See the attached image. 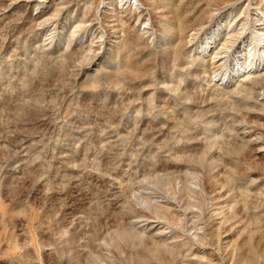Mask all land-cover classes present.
I'll list each match as a JSON object with an SVG mask.
<instances>
[{
  "label": "rangeland",
  "instance_id": "1",
  "mask_svg": "<svg viewBox=\"0 0 264 264\" xmlns=\"http://www.w3.org/2000/svg\"><path fill=\"white\" fill-rule=\"evenodd\" d=\"M0 264H264V0H0Z\"/></svg>",
  "mask_w": 264,
  "mask_h": 264
},
{
  "label": "bare ground",
  "instance_id": "2",
  "mask_svg": "<svg viewBox=\"0 0 264 264\" xmlns=\"http://www.w3.org/2000/svg\"><path fill=\"white\" fill-rule=\"evenodd\" d=\"M218 25V24H217ZM220 25H222V23L220 24ZM248 25V24H247ZM220 27V26H219ZM223 27V26H222ZM247 27V26H246ZM221 28V27H220ZM232 28V27H231ZM204 30V29H203ZM214 32H216L215 30H214ZM237 32V31H236ZM200 33V32H199ZM206 33V32H205ZM239 33V32H238ZM211 34V33H210ZM209 34V35H210ZM219 34H220V32H219ZM233 34H235V33H233ZM232 34V35H233ZM199 35V34H198ZM231 35V36H232ZM215 36H218V35H216L215 33L214 34H212L209 38L207 37V39H205L206 40V42H205V47L203 48L204 49V51H208V49H211V48H213V46L217 43L216 41H218V38H216ZM199 37V36H198ZM219 37V36H218ZM239 37V36H238ZM196 38V37H195ZM194 38V39H195ZM232 38V37H231ZM221 40V39H220ZM224 40V39H223ZM229 40V39H228ZM233 40V39H232ZM259 40V39H258ZM230 41V40H229ZM226 42V41H225ZM231 43V42H230ZM233 43H234V41H233ZM260 43V42H259ZM226 44V43H225ZM232 44V43H231ZM219 45V44H218ZM233 45V44H232ZM204 46V45H203ZM228 46V45H227ZM226 46V47H227ZM231 46V45H230ZM215 47V46H214ZM225 47V46H224ZM225 47V48H226ZM213 49H215V48H213ZM226 49H228V48H226ZM232 51V50H231ZM230 53V55L231 56H234V54L232 53V52H229ZM233 60V59H232ZM243 61V60H242ZM239 65H241V69H242V71H243V69H244V64L242 65V63L241 64H239ZM239 65H237V66H239ZM240 68V67H239ZM238 71H239V69H238ZM258 139H260V138H255V139H253V141H255V142H257V140ZM259 141V140H258ZM257 144V143H256ZM259 150H261V149H259ZM259 153V152H258Z\"/></svg>",
  "mask_w": 264,
  "mask_h": 264
}]
</instances>
